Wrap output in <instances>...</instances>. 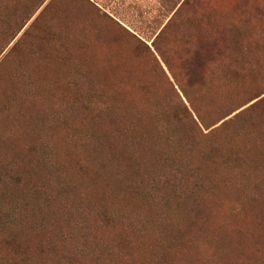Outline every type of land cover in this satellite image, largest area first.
I'll return each instance as SVG.
<instances>
[{
	"label": "rangeland",
	"instance_id": "rangeland-1",
	"mask_svg": "<svg viewBox=\"0 0 264 264\" xmlns=\"http://www.w3.org/2000/svg\"><path fill=\"white\" fill-rule=\"evenodd\" d=\"M0 264H264V0H0Z\"/></svg>",
	"mask_w": 264,
	"mask_h": 264
}]
</instances>
